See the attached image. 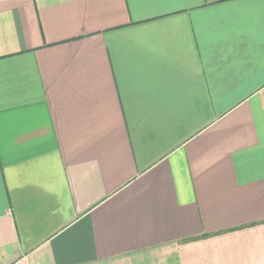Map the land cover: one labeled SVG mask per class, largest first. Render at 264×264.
I'll list each match as a JSON object with an SVG mask.
<instances>
[{"label": "crops", "instance_id": "obj_1", "mask_svg": "<svg viewBox=\"0 0 264 264\" xmlns=\"http://www.w3.org/2000/svg\"><path fill=\"white\" fill-rule=\"evenodd\" d=\"M0 264H264V0H0Z\"/></svg>", "mask_w": 264, "mask_h": 264}]
</instances>
